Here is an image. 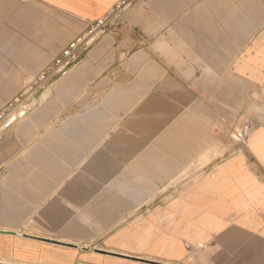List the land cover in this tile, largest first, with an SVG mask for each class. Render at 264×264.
Instances as JSON below:
<instances>
[{"label": "crops", "instance_id": "obj_1", "mask_svg": "<svg viewBox=\"0 0 264 264\" xmlns=\"http://www.w3.org/2000/svg\"><path fill=\"white\" fill-rule=\"evenodd\" d=\"M118 2L0 0V111ZM32 105L0 129V256L264 264V0H138Z\"/></svg>", "mask_w": 264, "mask_h": 264}, {"label": "built area", "instance_id": "obj_2", "mask_svg": "<svg viewBox=\"0 0 264 264\" xmlns=\"http://www.w3.org/2000/svg\"><path fill=\"white\" fill-rule=\"evenodd\" d=\"M138 0H119L112 12L105 18L92 24L86 31L79 34L62 52L28 85L27 89L22 91L19 96L0 111V129L9 125L14 119L20 117L25 112L20 111L22 102L30 98V94L43 89L47 82H53L63 76L67 69L74 63L75 58L83 50L89 47L93 40L110 24L113 23L127 8ZM233 131L239 137H247L251 130V125L247 121H237L232 123ZM243 132L242 134L240 133ZM187 246L189 244H186Z\"/></svg>", "mask_w": 264, "mask_h": 264}, {"label": "rangeland", "instance_id": "obj_3", "mask_svg": "<svg viewBox=\"0 0 264 264\" xmlns=\"http://www.w3.org/2000/svg\"><path fill=\"white\" fill-rule=\"evenodd\" d=\"M108 27H109V25L99 35H101L103 32L108 30ZM39 93H40V91L33 93V94H30L31 95L30 98L28 100L22 102V104L20 105V107H19L20 111L25 112L24 114L28 113L32 109V106H33L32 103L35 102V97ZM11 102H9L8 104H10ZM232 128H233V126L231 125V127H230L231 140L236 146H241L244 142V137L243 136L239 137L238 134L236 135L235 131H233ZM240 133L242 134L243 132L240 131ZM6 228H13V227L7 226ZM24 230H28V228L24 229ZM171 238H172V236L166 235L164 239H161V241L156 242L153 246H151V248H152L151 251H153L157 254L165 255V256L182 257L187 252L185 247L179 241H175V240L171 241ZM163 240H165L164 243H163ZM23 256H24V254L20 251H12L9 254H4V255L0 256V262L1 263L7 262L8 264L9 263L29 264L30 262H27V261L25 262V261H21L20 259H17V258H21ZM188 257H190V256H188ZM148 258L153 259V261L154 260L159 261V258H157V257L148 256ZM153 261L145 260V262L157 264ZM173 263L175 264L176 262H173ZM178 263L181 264L180 262H178Z\"/></svg>", "mask_w": 264, "mask_h": 264}, {"label": "water", "instance_id": "obj_4", "mask_svg": "<svg viewBox=\"0 0 264 264\" xmlns=\"http://www.w3.org/2000/svg\"><path fill=\"white\" fill-rule=\"evenodd\" d=\"M25 236H28V237H34V238H38V237H35V236H31V235H26V234H24ZM39 239H43V238H39ZM59 243H61V242H59ZM64 245H69V246H75V245H72V244H68V243H63ZM0 264H7V263H1L0 262Z\"/></svg>", "mask_w": 264, "mask_h": 264}]
</instances>
